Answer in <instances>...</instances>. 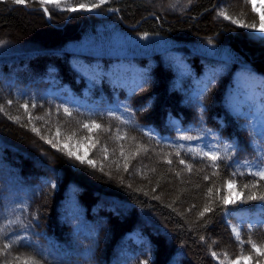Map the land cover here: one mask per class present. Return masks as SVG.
<instances>
[{
	"label": "trees",
	"instance_id": "16d2710c",
	"mask_svg": "<svg viewBox=\"0 0 264 264\" xmlns=\"http://www.w3.org/2000/svg\"><path fill=\"white\" fill-rule=\"evenodd\" d=\"M110 17L174 44L76 49ZM256 18L251 0H0V264L254 258L264 200L246 197L264 196L250 174L264 168V39L243 25Z\"/></svg>",
	"mask_w": 264,
	"mask_h": 264
},
{
	"label": "rangeland",
	"instance_id": "374dc122",
	"mask_svg": "<svg viewBox=\"0 0 264 264\" xmlns=\"http://www.w3.org/2000/svg\"><path fill=\"white\" fill-rule=\"evenodd\" d=\"M251 2L253 8L255 5L254 13L257 15L255 20L256 28H251V33H254L256 36L264 39V32L258 30L261 23L260 14L264 12V0H251ZM171 44H174L172 40L162 36L139 35L132 33L118 26V24L114 22L113 18L110 17L97 24L93 31L82 35L81 38L75 42V47L77 50L85 53L109 55L150 52L153 50H160ZM203 50L213 52V54L223 57L231 56L228 49L224 46L209 45L208 47L203 48ZM248 94L249 92L246 93V95ZM227 188L228 192L231 193L230 198L237 201L238 195L233 190L229 189V187ZM227 196H229V194ZM227 204L230 205L231 203ZM227 211L231 212L236 220L239 221L241 219L236 209L228 206ZM242 224L243 222H238L236 226L238 228H243L244 225ZM233 229H236L235 226H232L231 230L233 235H236ZM243 256L248 257V255ZM235 260H232L230 264H233V261ZM240 261L243 264H257V261H259V264H264V256L256 254L250 261H245L243 259Z\"/></svg>",
	"mask_w": 264,
	"mask_h": 264
},
{
	"label": "snow or ice",
	"instance_id": "6c2138e0",
	"mask_svg": "<svg viewBox=\"0 0 264 264\" xmlns=\"http://www.w3.org/2000/svg\"><path fill=\"white\" fill-rule=\"evenodd\" d=\"M13 2H14V3H23L24 0H13ZM45 2H47V0H41V3H42V4L45 3ZM100 2H101V4H102V3L105 2V0H100ZM58 6H59V5H58ZM99 6H100V5H93V7H99ZM254 10H255V5H254ZM45 11H47V9H45ZM220 14H221V15H224L225 18H229L224 12H221ZM260 21H261V23H260V26H259V29H258V30L261 31V32H264V12H262V13L260 14ZM233 22L235 23L236 21H233ZM243 26H245V27L256 28V25H255V24H252V25H243ZM25 107H27V106L25 105ZM65 111L67 112V109H65ZM85 127H87V125H85ZM96 127H99V125H96ZM68 155H69V156H75V158H76L77 160H80L81 162H84V157H81V156H79V155H76V153H74V152H72V151H69V152H68ZM205 155H209V154H208V153H205ZM210 159H212V160H216V159H219V157H218L216 154H212V155L210 156ZM87 162H88L89 164H93V166H95L93 161H90V160H89V161H87ZM180 162H181V163H184L183 160H181ZM250 174L255 175V176H258V177H260L261 180H264V168H261L260 170L255 171V172H250ZM226 183H227V186L229 187V189H231V187H232V182L229 180V181H227ZM244 187H245V188H248L249 185H244ZM252 187H255V185H252ZM209 191H211V190H209ZM230 197H231V193H229V196L224 197V198H223V199H224V203L227 204V203H236V202H237L235 199L230 198ZM255 199L264 200V196H259V197H257V196H255V195H248V196L246 197V200H255ZM209 210H210V209L205 208V211H209ZM200 215L203 216L204 213L201 212ZM10 223H11V221H10ZM233 231L235 232L237 238H239V230H237V229H233ZM249 243L251 244V248H252L253 250H255V252H256L257 254H259L260 256H264V247H258L257 244H256L255 242H252V241H249ZM8 247H9V245H7V244L4 245V248H5V249H7ZM212 255L215 257L217 254H216L215 252H213ZM17 259L19 260V258H17ZM241 259H243V260H245V261H250V260L252 259V257H251V256H248V257L241 256V257L238 258L237 260L233 261V264H240V260H241ZM21 264H38V262L35 261L34 259H31V258H24L23 261L21 262ZM145 264H146V262H145ZM257 264H259V261H257Z\"/></svg>",
	"mask_w": 264,
	"mask_h": 264
}]
</instances>
